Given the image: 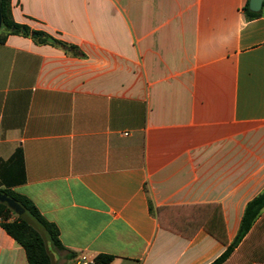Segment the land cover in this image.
<instances>
[{
	"label": "crops",
	"instance_id": "0c3cea01",
	"mask_svg": "<svg viewBox=\"0 0 264 264\" xmlns=\"http://www.w3.org/2000/svg\"><path fill=\"white\" fill-rule=\"evenodd\" d=\"M248 2L10 0L83 55L0 44V189L56 226L52 264H211L232 244L264 191V0ZM262 215L228 264H264ZM0 264H27L1 227Z\"/></svg>",
	"mask_w": 264,
	"mask_h": 264
},
{
	"label": "trees",
	"instance_id": "16d2710c",
	"mask_svg": "<svg viewBox=\"0 0 264 264\" xmlns=\"http://www.w3.org/2000/svg\"><path fill=\"white\" fill-rule=\"evenodd\" d=\"M244 10L251 17H255V14L249 12L247 5ZM0 19V44H3L10 35H20L30 38L36 44H48L47 39L51 38L41 31H34L24 25L16 24L12 20L10 0H0ZM52 45L59 47L65 54L83 57L73 45L58 40H54ZM11 208L18 209L32 223H28L22 217L12 218ZM263 210L264 191L247 203L237 235L232 244L211 264H228L237 256V253H241V248H244L255 232L263 226V221H260L263 216ZM37 226L43 230L45 238ZM0 227L22 248L27 264H52L49 254L50 246L58 250L63 248L58 239L59 234L56 226L47 222L27 198L4 189H0ZM198 227L200 226H197V229ZM204 229L208 231L205 226ZM168 230L178 233L173 228H168ZM235 249L236 251H234ZM111 261L112 257L106 255H99L94 259L95 264H109ZM251 261L264 263V252H256L252 256Z\"/></svg>",
	"mask_w": 264,
	"mask_h": 264
},
{
	"label": "water",
	"instance_id": "95a60500",
	"mask_svg": "<svg viewBox=\"0 0 264 264\" xmlns=\"http://www.w3.org/2000/svg\"><path fill=\"white\" fill-rule=\"evenodd\" d=\"M262 2H263V0H249V2H248L249 10L252 11V12L259 11ZM0 22H1V19H0ZM47 43L48 44H53L54 40L52 38H48L47 39Z\"/></svg>",
	"mask_w": 264,
	"mask_h": 264
},
{
	"label": "rangeland",
	"instance_id": "374dc122",
	"mask_svg": "<svg viewBox=\"0 0 264 264\" xmlns=\"http://www.w3.org/2000/svg\"><path fill=\"white\" fill-rule=\"evenodd\" d=\"M0 28H1V22H0ZM11 211H12V218L22 217V218L25 219L28 223H32V222L30 221V219H29L27 216L23 215L20 211H18V209L11 208ZM37 228H38V230L41 232V234L43 235V237L45 238V235H44V233H43V230H42L40 227H38V226H37Z\"/></svg>",
	"mask_w": 264,
	"mask_h": 264
},
{
	"label": "built area",
	"instance_id": "2783aa9c",
	"mask_svg": "<svg viewBox=\"0 0 264 264\" xmlns=\"http://www.w3.org/2000/svg\"><path fill=\"white\" fill-rule=\"evenodd\" d=\"M76 264H95L94 260L88 259L85 256H81L77 261Z\"/></svg>",
	"mask_w": 264,
	"mask_h": 264
}]
</instances>
